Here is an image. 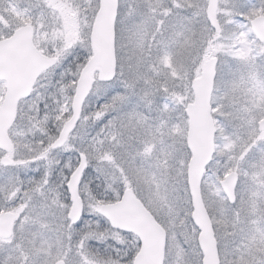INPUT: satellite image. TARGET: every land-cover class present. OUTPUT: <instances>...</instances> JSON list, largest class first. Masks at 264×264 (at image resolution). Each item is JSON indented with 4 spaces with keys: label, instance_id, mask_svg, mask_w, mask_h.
Here are the masks:
<instances>
[{
    "label": "snow or ice",
    "instance_id": "6c2138e0",
    "mask_svg": "<svg viewBox=\"0 0 264 264\" xmlns=\"http://www.w3.org/2000/svg\"><path fill=\"white\" fill-rule=\"evenodd\" d=\"M0 264H264V0H0Z\"/></svg>",
    "mask_w": 264,
    "mask_h": 264
}]
</instances>
